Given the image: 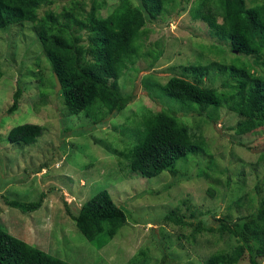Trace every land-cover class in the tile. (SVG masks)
<instances>
[{"label": "rangeland", "instance_id": "rangeland-1", "mask_svg": "<svg viewBox=\"0 0 264 264\" xmlns=\"http://www.w3.org/2000/svg\"><path fill=\"white\" fill-rule=\"evenodd\" d=\"M104 1L103 15L119 2ZM262 1L247 0V5ZM64 2L57 0L58 9ZM217 4L218 0H172L154 22L147 21L142 50L145 54L118 79L119 91L134 98L98 128L84 113L65 114L32 24L14 23L0 29L3 229L72 264H132L141 251L147 254L145 264H204L210 253L229 251L236 245L235 238L227 234L192 235L193 226L181 227L159 218L177 205L185 212V206L180 204L184 199H190L198 209H216V217L231 212L230 217L235 218L252 210L251 205L256 206L257 185L264 195V159L259 156L264 152V130L240 137L230 129L237 116L226 108H208L205 115L214 121H206L205 115L182 109L160 90L172 75L196 81L192 67L199 63L210 65L224 56L227 60L236 58L225 42L210 32L206 22L195 16L209 8L220 22ZM166 18L169 20L163 21ZM198 82L217 91L229 89L231 84L216 68ZM17 84L23 89L19 107L7 113ZM169 110L200 139L205 151L178 160L175 177L166 170L150 178L127 172L128 159L119 151L142 130V113ZM27 122L43 125V134L32 145L10 142V128ZM208 187L215 189L213 201L207 195ZM101 189L111 194L127 217L115 236L98 248L82 235L69 212ZM41 194L42 204L32 212L7 206L1 197L30 202ZM186 213V220L195 223L196 218ZM252 225V233L253 228H258L257 234L264 238V213ZM164 254L168 256L166 261H162ZM239 264H250L247 253ZM260 264H264L263 258Z\"/></svg>", "mask_w": 264, "mask_h": 264}, {"label": "trees", "instance_id": "trees-1", "mask_svg": "<svg viewBox=\"0 0 264 264\" xmlns=\"http://www.w3.org/2000/svg\"><path fill=\"white\" fill-rule=\"evenodd\" d=\"M171 1L119 0L111 11L103 15L104 0H65L59 9L57 0H0V29L14 23L32 24L42 53L50 64L53 81V73H56L61 83L58 94L65 114L76 116L84 113L98 128L106 118L116 115L133 100L132 94L123 95L119 91L118 79L145 54L142 50L148 32L147 21L154 22ZM217 8L221 11L220 22L209 8L200 10L195 16L206 22L210 32L220 37L236 58L227 60L224 56L220 62L212 61L210 65L199 63L192 67L196 81L172 75L160 85V90L182 109L196 110L199 115H205L210 107L226 108L236 114L237 120L230 129L241 137L264 130V1L249 6L247 0H218ZM42 9L43 12L39 13ZM167 20L169 18L163 21ZM211 68H216L225 80L231 82L229 89L217 91L198 82ZM22 93L21 85L17 84L7 113L18 109ZM204 117L206 121H214L210 115ZM141 119L142 130L129 146L119 151L128 159L127 172L150 178L166 170L175 177L178 160L205 151L200 139L171 110L155 114L143 112ZM43 132V125L19 123L10 128L8 139L12 143L32 145ZM259 156L264 159V152ZM203 173L207 174L206 169ZM256 189V206L253 208L251 205L252 210L235 218L230 217L231 212H222L223 216L216 217V209H198L190 199L180 201L185 212L177 205L159 218L181 227L193 226L192 235L218 232L235 238L237 243L232 249L210 253L204 264H239L245 253L250 264H260L264 259V238L257 234L258 228H253L255 233H252L251 227L264 213V195H261L259 185ZM42 194L30 202L1 197L7 206L32 212L42 204ZM215 194L213 187L207 188L211 201ZM187 211L189 217L196 218L195 223L186 220ZM69 213L82 235L98 248L115 236L127 217L125 210L105 189ZM211 217L218 222L217 225L212 223ZM167 257L164 254L162 261ZM135 259L132 264H145L146 252L141 251ZM0 264L72 263L12 235L0 226Z\"/></svg>", "mask_w": 264, "mask_h": 264}, {"label": "water", "instance_id": "water-1", "mask_svg": "<svg viewBox=\"0 0 264 264\" xmlns=\"http://www.w3.org/2000/svg\"><path fill=\"white\" fill-rule=\"evenodd\" d=\"M53 77H54V90L56 92H58L61 89V83L56 75V73H53Z\"/></svg>", "mask_w": 264, "mask_h": 264}]
</instances>
